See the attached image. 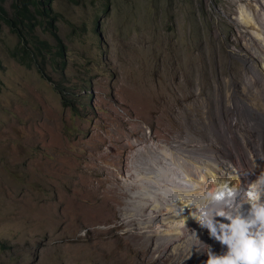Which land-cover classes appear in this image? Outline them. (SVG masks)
<instances>
[{
  "label": "rangeland",
  "instance_id": "374dc122",
  "mask_svg": "<svg viewBox=\"0 0 264 264\" xmlns=\"http://www.w3.org/2000/svg\"><path fill=\"white\" fill-rule=\"evenodd\" d=\"M250 4L54 0L66 69L48 68L53 83L17 62L18 37L0 27V264H204L208 248L183 256L176 221L149 226L123 179L138 143L204 148L215 162L235 161L241 137L264 149V114L249 106L261 53L240 17ZM56 86L84 91L79 113ZM134 200L143 224L125 212Z\"/></svg>",
  "mask_w": 264,
  "mask_h": 264
},
{
  "label": "bare ground",
  "instance_id": "6f19581e",
  "mask_svg": "<svg viewBox=\"0 0 264 264\" xmlns=\"http://www.w3.org/2000/svg\"><path fill=\"white\" fill-rule=\"evenodd\" d=\"M252 5L250 4V9L253 7V14L250 13L251 11L247 12L245 6L241 9L240 17H242V23L248 26L251 40L258 46L261 53V57L257 58L256 62L261 69L258 73L263 75V80L259 87L251 92L255 100L251 101L249 98V106H254V109L264 114V24L260 26L259 21L264 23V0L262 2L255 0V5ZM249 48L247 44L246 50ZM236 127L238 131H242L241 128ZM242 138L244 137L239 138L240 146L233 149L235 161L222 157V161L215 162V158H207L209 153L203 154L200 158L196 154L201 151V148L195 151L186 150L182 147L183 145L178 147L177 143L173 145L154 142L136 144L138 149L130 159L123 185L132 193H139V202L143 207H149V210L147 209L149 226L153 222H159L164 226L167 220L173 218L179 220L181 235L174 238L177 250L181 247L178 242H182L181 245L185 247L183 256H187L188 252L189 255L191 254L195 240L200 241L204 247L211 245L216 252L225 250V246L209 237L207 230L201 227L197 218V208L202 203L201 198L204 194L227 180L234 181L238 187L243 188L249 180L264 172V149L253 155L252 150L244 149L246 144H243ZM210 149L212 151V148ZM244 150L245 152L242 153ZM253 158L257 159L256 162ZM236 161L238 165L233 166ZM127 205L129 208L125 212L130 214L131 219H136L134 224H143L137 219L142 210L141 205L138 206L135 200ZM131 212L135 213V218H132ZM129 217L125 218L127 223L131 220ZM177 250L173 253H177Z\"/></svg>",
  "mask_w": 264,
  "mask_h": 264
},
{
  "label": "clouds",
  "instance_id": "9594fccd",
  "mask_svg": "<svg viewBox=\"0 0 264 264\" xmlns=\"http://www.w3.org/2000/svg\"><path fill=\"white\" fill-rule=\"evenodd\" d=\"M201 201L197 208L201 227L225 246L220 253L207 246L204 264H264V172L243 188L224 181L207 191ZM172 220L180 233L179 220Z\"/></svg>",
  "mask_w": 264,
  "mask_h": 264
},
{
  "label": "trees",
  "instance_id": "16d2710c",
  "mask_svg": "<svg viewBox=\"0 0 264 264\" xmlns=\"http://www.w3.org/2000/svg\"><path fill=\"white\" fill-rule=\"evenodd\" d=\"M11 2V9L5 5ZM54 0H0V27L5 24L19 40L14 54L17 62L27 70L36 69L49 83L53 79L48 75V68L64 72L66 69V47L58 34L56 22L59 16L54 12ZM78 5L81 0H68ZM188 0H184L187 2ZM50 32L52 40L43 37V33ZM51 64V65H50ZM1 68V62H0ZM59 93L61 105L71 113H79L83 104L84 91L75 93L74 89L55 87Z\"/></svg>",
  "mask_w": 264,
  "mask_h": 264
},
{
  "label": "water",
  "instance_id": "95a60500",
  "mask_svg": "<svg viewBox=\"0 0 264 264\" xmlns=\"http://www.w3.org/2000/svg\"><path fill=\"white\" fill-rule=\"evenodd\" d=\"M99 27H100V24H99Z\"/></svg>",
  "mask_w": 264,
  "mask_h": 264
}]
</instances>
